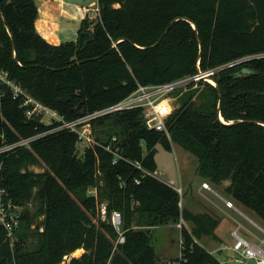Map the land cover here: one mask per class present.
I'll return each instance as SVG.
<instances>
[{"label":"trees","instance_id":"16d2710c","mask_svg":"<svg viewBox=\"0 0 264 264\" xmlns=\"http://www.w3.org/2000/svg\"><path fill=\"white\" fill-rule=\"evenodd\" d=\"M97 5L99 15L82 21L76 41L52 45L36 30L35 0H0V72L73 121L121 101L138 84L194 75L198 63L202 70L223 67L215 77L221 115L235 124L219 119L218 88L201 83L179 98L167 123L170 139L148 130L142 109H133L94 120L101 145L86 147L75 132L55 131L59 122L28 118L25 96L15 97L0 81V182L6 199L23 206L13 246L0 226V264H64L79 250L85 252L69 264H161L152 229L181 218L193 227L183 225L182 257L176 262L222 264L198 242L216 237L221 219L181 208L180 194L144 171H158V144L169 151L178 144L198 158L199 177L215 185L230 181V201L264 220V125L256 123H264V0H97ZM108 145L128 161L114 163ZM137 161L142 169L133 165ZM42 164L47 171L31 170ZM32 202L39 203L34 212L28 208ZM114 213L121 216L120 230L112 223Z\"/></svg>","mask_w":264,"mask_h":264},{"label":"built area","instance_id":"2783aa9c","mask_svg":"<svg viewBox=\"0 0 264 264\" xmlns=\"http://www.w3.org/2000/svg\"><path fill=\"white\" fill-rule=\"evenodd\" d=\"M97 12L99 15V8L97 9ZM248 59H251V57H249ZM248 59L246 58L244 60ZM231 65L232 64H228V66ZM222 68L223 67L202 70L198 63V72L194 75L185 76L183 78L165 84H138L137 89L121 101L73 121L65 120L64 117L60 116L56 111L48 108L44 104L27 95L21 87L16 86L14 83L7 79V74L5 72H0V81L10 85L13 88L15 97H18L19 95L25 96L24 105H31V108H29L27 111L28 118H32L34 116L41 117V120L46 124L59 122L60 124L56 127L55 131L69 129L70 131L75 132L78 135L79 140L82 142L83 146L94 147V145H101L99 142H97L96 136L93 132L92 122L94 120L103 116L133 109H142L143 121L148 130L163 132L170 139L171 136L168 130L167 123L171 115L179 107V98L186 92L198 88L201 83H203V85L207 83L214 86L216 82L215 77ZM27 142L28 141H24L25 144ZM105 149L114 154V163H117L120 159L128 161V159L125 158L120 151L114 149L112 145L105 146ZM2 150L4 149H1L0 152ZM133 165L142 169V164L138 161L135 163L133 162ZM144 172L148 175H154L169 186H172L180 194V196L183 194L181 183L179 186H177L174 180H165L161 177H158V175H160L158 174V172L150 173L146 170ZM136 182L139 183L138 180H136ZM202 187L209 191H213L208 183H203ZM89 193L95 194L96 191L90 190ZM7 195L8 193L6 189L1 186L0 182V226H3V228L5 229L6 237L13 246V242L15 240V232L20 225V217L23 211V206H19L13 203L11 200H7ZM225 204L228 208H231L237 211L240 215H243V213L235 206L234 202L225 200ZM29 206H31V203L29 204ZM179 206L181 208L183 207L182 198ZM248 220L253 226L264 232V230L257 226L255 222H253L251 219ZM112 222L116 229L120 230L122 220L119 213L113 214ZM183 225H185V221L181 218L180 222L178 224H175V227L182 230ZM124 240L125 239L121 233L119 242L123 243ZM230 240V244L225 245L223 248H221V251L229 250L232 254L231 256L228 255L229 259H227L226 261H221L222 264H264V239L248 238L242 233L241 228L237 227L230 231ZM180 243L182 253V238ZM211 253L214 254L215 252ZM181 257L182 254L180 258ZM175 264L178 263L175 262Z\"/></svg>","mask_w":264,"mask_h":264},{"label":"rangeland","instance_id":"374dc122","mask_svg":"<svg viewBox=\"0 0 264 264\" xmlns=\"http://www.w3.org/2000/svg\"><path fill=\"white\" fill-rule=\"evenodd\" d=\"M73 37L68 36V42L72 41ZM173 148L171 151L166 150L161 144L157 145V154H156V162L158 164V177H161L165 180H174L176 185H180L181 175L183 179V194L181 195L183 208L189 210L194 214L198 213H210L215 217H222L221 212L218 210L216 204L223 206V201L220 197L216 196V194L221 195L222 198H229L230 196L226 193L227 183H223L220 186H216L212 182L208 180L213 191H208L205 193V196L201 195L198 190H196L195 183V169L198 167V158L184 150L178 144L172 143ZM36 173L47 171V167L45 165L31 167ZM197 174V172H196ZM198 185L201 184V181L197 179ZM181 185V186H182ZM216 193V194H214ZM235 206L246 216H248L253 222L257 224L260 228L264 229V222L261 221L255 214L251 211L247 210L245 207L235 204ZM28 208L34 212L39 208L38 202H32L31 206L28 205ZM104 210V208H103ZM104 214V212H103ZM237 215V214H236ZM44 216L40 217L38 220H43ZM241 218V217H240ZM105 219V218H104ZM246 221V220H245ZM247 222V221H246ZM113 223V222H112ZM185 226L188 229L193 227V223L189 221H185ZM37 227V224L32 225V230ZM252 227V226H251ZM255 227V226H254ZM253 228V227H252ZM135 229H138L135 227ZM231 229L230 224L222 223L219 228V235L216 237L204 236L198 242L200 245L205 247L209 252H215L214 255L220 261H226L231 256V251L222 250L220 248V237L224 239L227 237L229 230ZM154 235V244L156 246V255L161 264H175L177 259L181 256V230L173 226H165L159 227L153 230ZM216 233V232H215ZM35 235V234H34ZM220 236V237H219ZM35 237H33L30 241L36 244ZM226 239V238H225ZM231 240L229 239L230 244ZM117 244V242H116ZM85 251L79 250L73 253L70 257L65 258L64 264H69L72 257H80ZM229 255V256H228ZM254 264V263H253Z\"/></svg>","mask_w":264,"mask_h":264},{"label":"crops","instance_id":"0c3cea01","mask_svg":"<svg viewBox=\"0 0 264 264\" xmlns=\"http://www.w3.org/2000/svg\"><path fill=\"white\" fill-rule=\"evenodd\" d=\"M35 1L38 6V18L35 23L36 30L48 43L52 45H60L63 42H68L69 41L67 39L68 36L70 37L72 36L74 38V39L72 38L73 39L72 41H76L78 38V32L81 27L82 21L87 16L91 17L92 19H95L98 15L97 0H35ZM196 171L197 168L195 169V176H194L195 183L197 185L195 188L196 190L199 191L201 195L205 196V193H208L209 190L204 189L202 187V184L208 183V180L199 177L196 174ZM180 175H181L180 182L182 185L183 179L181 172ZM197 179L201 181L200 185H198V181H196ZM223 183L225 184L227 183L226 185L227 187L230 185V181H225ZM216 186H220V185H216ZM216 196L220 197V199L223 201V206L216 204L218 210L222 214L221 215L222 217H220L221 219L220 225L216 229V235L217 236L219 235V228L223 222L227 224L229 223L231 227L227 237H224L223 239L222 237L219 236L220 248H223L225 245H228L230 239V231L237 227H240L242 233L246 235L248 238L264 239V232L259 230L257 227H254L249 222L248 219L250 218L248 216H246L245 214H243L244 216L240 215L237 211L228 208L226 206L225 200H232L231 197L222 198V196L221 195L219 196V194H216ZM252 213L255 214L254 212ZM259 219L264 222V220H262L261 218Z\"/></svg>","mask_w":264,"mask_h":264},{"label":"water","instance_id":"95a60500","mask_svg":"<svg viewBox=\"0 0 264 264\" xmlns=\"http://www.w3.org/2000/svg\"><path fill=\"white\" fill-rule=\"evenodd\" d=\"M0 16H1V19H2V21H4V17H3V15H2V10H1V6H0ZM192 23V22H191ZM193 27H194V29L197 31V27H196V25L195 24H193ZM8 28V27H7ZM170 29V27L168 28V30ZM9 30V29H8ZM168 30L166 31V33L168 32ZM165 33V34H166ZM10 35H11V37L13 38V35L10 33ZM162 39V38H161ZM199 43H200V48L202 49V42H201V40H199ZM159 44V42L156 44V45H158ZM13 50H14V58H15V60L18 62V60H17V56H16V53H15V43L13 42ZM201 54H202V50L200 51V56H199V58H201ZM214 87H216V88H218V84H217V82H215V85H214ZM218 90H219V88H218ZM219 93H220V90H219ZM221 103H222V95H221V93H220V101H219V105H218V114H219V119L221 120V122H223L224 124H226V125H232V124H235V122H230V123H227V122H225L224 121V119L222 118V115H221ZM84 113H85V111H82L81 112V115H84ZM256 123H258V124H261V125H264V123H261V122H256Z\"/></svg>","mask_w":264,"mask_h":264}]
</instances>
